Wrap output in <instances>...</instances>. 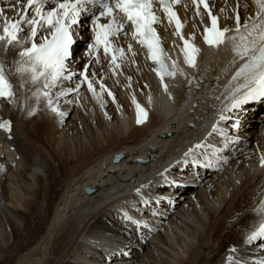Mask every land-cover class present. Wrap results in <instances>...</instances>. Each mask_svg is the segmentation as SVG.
<instances>
[{
    "label": "bare ground",
    "instance_id": "bare-ground-1",
    "mask_svg": "<svg viewBox=\"0 0 264 264\" xmlns=\"http://www.w3.org/2000/svg\"><path fill=\"white\" fill-rule=\"evenodd\" d=\"M214 2L231 30L237 12L242 24L264 20V0ZM0 8L3 35L4 18H16L20 5L3 0ZM202 28L200 21L187 32L200 40ZM79 29L89 36L85 23ZM165 37L176 47L170 31ZM4 42L0 62L13 95L0 107V123L11 121L10 131L0 128V247L5 256L0 264H257L264 259V240L250 239L264 225V112L246 116L250 127L238 135L242 142L221 170L192 175L177 165L198 151L197 145L206 147L205 156L225 150L221 138L207 134L211 123H219L233 89L227 78L238 58L231 41L203 50L192 69L184 64L188 71L181 80L157 78L137 46V65L126 60L113 70L100 56L102 62L93 61L87 70L95 92L87 82L79 86L78 60L73 63L78 79L44 88L43 77L34 82L30 71H17L27 44L6 47ZM83 45L78 43V51ZM197 76L203 79L200 88L193 85ZM128 83L137 102L129 99ZM74 85L77 90L67 92ZM61 91L66 94L58 95ZM137 104L147 112L143 123H137ZM136 158L148 161L137 164ZM176 175L193 185L172 189L159 182L178 180ZM87 187L93 192L86 193ZM149 189L175 201L171 209L161 203L162 220L133 212L140 197L154 201ZM131 214L145 216L137 222L154 231L136 232Z\"/></svg>",
    "mask_w": 264,
    "mask_h": 264
},
{
    "label": "snow or ice",
    "instance_id": "snow-or-ice-1",
    "mask_svg": "<svg viewBox=\"0 0 264 264\" xmlns=\"http://www.w3.org/2000/svg\"><path fill=\"white\" fill-rule=\"evenodd\" d=\"M156 2L157 0H63V2L61 0H26L24 3V0H17V4L20 5L18 15L12 20L4 18L5 25L3 35H0V41H6L9 45L21 42L30 44L19 53L22 63L17 71H30L34 82L43 77V86L46 89L57 85L62 79L67 81L78 79L70 68L71 48L74 44L71 28L73 25L83 23L81 14L89 11L87 6L92 5L99 11L98 15L93 13L96 15L93 20L95 39L91 44L94 51H99L102 47L106 55L111 53L115 63L117 52L121 57L125 54L122 48H114L115 40L121 34H127L124 29L130 24L133 27V39H137L147 48L154 63L164 68L168 57L154 27L155 24L160 23V18L155 14L154 5ZM178 3L180 0H159V4L163 5L169 16V22L171 23L175 19L177 27L182 28L176 12L172 10L173 4ZM199 3L203 4L211 19L210 26L204 30L205 42L209 46L218 47L226 41H231L236 55L245 61L233 76L234 83L241 79L243 83H237L233 88L230 94L232 100L230 109L240 108L249 101L264 99V20L242 24L241 15L237 12L235 29L221 28L219 18L211 13L208 0H199ZM45 4H49L47 11H44ZM260 6L264 8V2ZM244 7L247 6L244 5ZM32 9L35 11L34 15L30 14ZM197 9L199 11V4ZM3 13L4 9L0 8V16ZM102 18L108 22L101 23ZM25 26L27 30H25ZM45 30L48 35L44 34ZM230 31L234 34L228 35ZM38 39L43 42L38 43ZM184 45L182 51L185 60L190 66L195 67L199 49L190 44L188 40L184 41ZM129 49H131V45H129ZM178 71L182 73V70L173 61L166 74L174 77ZM66 73L67 75H65ZM80 75L83 76V81L79 86L87 82L88 88L95 92L87 70L82 71ZM161 79L163 80V74H161ZM77 87L75 85L69 87L67 92L76 91ZM164 87L167 91V85ZM11 89L12 85L5 76L4 65L0 62V97H11L13 95ZM65 94L64 91H61L58 95ZM44 95L49 97L48 103L51 105L52 99L49 92L46 91ZM137 109V123H143L147 118V112L139 104H137ZM52 111H57V109L52 108ZM58 114L64 115L63 112ZM221 119H225V117L222 115ZM0 127L10 131V122L2 124ZM201 146L197 145L196 147L200 148ZM258 236H264V225H261L250 239H255Z\"/></svg>",
    "mask_w": 264,
    "mask_h": 264
},
{
    "label": "rangeland",
    "instance_id": "rangeland-1",
    "mask_svg": "<svg viewBox=\"0 0 264 264\" xmlns=\"http://www.w3.org/2000/svg\"><path fill=\"white\" fill-rule=\"evenodd\" d=\"M2 248L0 247V257H2V255L4 254L3 252H4V250L2 249ZM3 251V252H2ZM4 256V255H3ZM5 257V256H4ZM6 260V258L4 259V261Z\"/></svg>",
    "mask_w": 264,
    "mask_h": 264
}]
</instances>
